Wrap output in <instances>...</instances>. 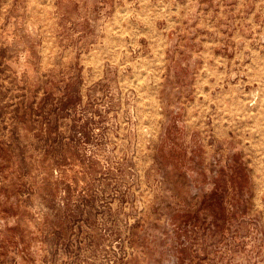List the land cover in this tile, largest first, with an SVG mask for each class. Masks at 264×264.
<instances>
[{
    "label": "rangeland",
    "instance_id": "rangeland-1",
    "mask_svg": "<svg viewBox=\"0 0 264 264\" xmlns=\"http://www.w3.org/2000/svg\"><path fill=\"white\" fill-rule=\"evenodd\" d=\"M0 264H264V0H0Z\"/></svg>",
    "mask_w": 264,
    "mask_h": 264
}]
</instances>
